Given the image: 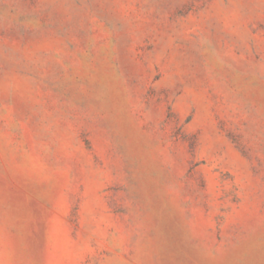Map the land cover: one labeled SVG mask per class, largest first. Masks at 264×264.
Segmentation results:
<instances>
[{
  "label": "rangeland",
  "instance_id": "374dc122",
  "mask_svg": "<svg viewBox=\"0 0 264 264\" xmlns=\"http://www.w3.org/2000/svg\"><path fill=\"white\" fill-rule=\"evenodd\" d=\"M0 264H264V0H0Z\"/></svg>",
  "mask_w": 264,
  "mask_h": 264
}]
</instances>
